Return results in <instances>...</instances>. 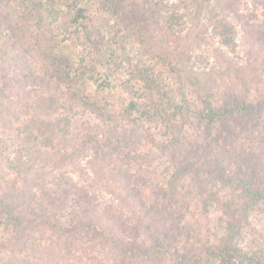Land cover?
<instances>
[{
	"label": "trees",
	"instance_id": "16d2710c",
	"mask_svg": "<svg viewBox=\"0 0 264 264\" xmlns=\"http://www.w3.org/2000/svg\"><path fill=\"white\" fill-rule=\"evenodd\" d=\"M27 1V14L24 19H19L10 2L0 0V79H3L0 82V148L8 153L14 151L11 156L7 154L4 161L5 167L15 173L11 175L1 166L0 223L16 232L18 249L29 252L30 257L18 264L51 262L44 253L32 254L35 237L44 230L64 236L69 242L67 245L95 242L99 249L111 245L110 248L120 254L122 264H166L170 257L184 264H264V249L242 246L239 232L233 236L236 241L224 238L216 243L199 238L198 225L188 226L187 207L181 204L188 195L191 186L187 183L193 176L197 190L215 187L216 190H212L214 197L218 195L217 190L225 187H245L243 193L247 196L241 207L242 217L253 208L264 212V0H254L261 21L248 25L246 22L245 34L242 32L240 36L254 55H246L236 62L218 49L225 66L211 68L196 66L193 46L184 41L180 44L172 19L176 15L166 19L161 12V8L171 3L101 0V4L108 7L107 12L127 20V27L141 43L155 49L167 48L165 57L181 70L179 82L175 83L178 85L172 91L164 89L155 79L145 77V71L140 70V78L124 84L129 95L125 110L109 115L86 108L93 103L88 95L91 83L116 89L109 74L101 72L95 56L88 50L92 45L102 47L106 35L101 26L95 24L91 10L80 5L82 0L72 1L75 12L70 20L72 27L67 28L68 40L75 48H81L82 55L77 64H70L68 54L58 51L57 46L61 44L58 42L54 46L55 52H50L53 63L48 71L50 76L38 77L36 83L40 87L51 86L50 79L54 77L68 81L74 100L85 105L82 114L90 122L89 130L95 134L92 136L96 159H91L90 165L97 179L88 176L87 168L78 166V158H82L81 152L86 149L84 144L70 152L55 147L51 153L24 144L27 142L24 128L30 122L18 126L25 121L24 113L31 111L34 117L48 113L46 110H19L23 98L9 94L14 87L4 70L6 65L17 66L19 59H37L47 54V49L46 52L38 49V34L44 28L47 2ZM196 1L200 4V13L211 3V0ZM150 2H155L152 7L148 5ZM224 29L228 32L229 45L237 41L239 36L234 35L231 24L226 22ZM94 33H98L102 41L94 38ZM171 34L175 35L172 40ZM34 42L38 48L33 47ZM165 43L169 44L165 47ZM24 90H27L25 99L35 97L33 89ZM39 98L36 97V101ZM94 119L103 124L107 122L105 126L124 119L132 128L120 133L112 125L108 133L112 131L116 139L105 140L102 136L100 139L96 133L101 129L96 128V121H91ZM63 121L67 123L65 119ZM42 123L40 126L46 125ZM53 123L50 124L67 131L64 126ZM31 127L35 128L34 125ZM38 131L31 130L28 135L34 139L39 136ZM64 134L68 142L70 138ZM16 136L20 142L13 143L12 147L8 140ZM133 140L137 148L148 144L150 148L159 149V156L151 149V153L142 157L141 154L124 155L123 144L130 146ZM104 162L109 165L116 162L117 166L106 171ZM124 163L127 166L123 167ZM160 165L164 168L162 175L168 174L166 186L159 185L160 180L153 175ZM76 172L80 173L77 178L74 177ZM119 172L125 180V191H114L106 197L102 191H111L108 183L117 180ZM18 181L20 186H17ZM2 183H5L3 188ZM115 198L122 206L132 208L134 214L132 200L137 199L140 205L142 213H138L128 229L132 233L131 242L104 221L116 214ZM122 226L127 231V227ZM39 255L42 257L38 259Z\"/></svg>",
	"mask_w": 264,
	"mask_h": 264
},
{
	"label": "rangeland",
	"instance_id": "374dc122",
	"mask_svg": "<svg viewBox=\"0 0 264 264\" xmlns=\"http://www.w3.org/2000/svg\"><path fill=\"white\" fill-rule=\"evenodd\" d=\"M8 1L15 16L19 19H24L28 10V1ZM72 1L74 0H46L47 11L44 28L38 34L39 48L34 45L35 42L33 47L44 52L47 49V54L44 57L38 56L37 59L25 61L19 59L16 63L17 66L6 65L4 70L9 77L8 82L14 87L9 94H17V96L19 95L23 98V103H21L19 110H46L48 112L40 113L38 117H34L31 111L24 113L23 120L25 121L18 125L22 126L25 122L30 121L28 126L24 128L26 132L24 138L27 141L24 144H28L32 148L38 147L47 153H51L55 147L56 149L63 148L69 152L76 151L77 147L82 148L80 145L84 144L86 149L81 152L82 158H78V166L87 168L86 173H88V176L97 179V174L93 172L94 169L90 165V160L96 159L95 140L92 136L95 134L89 130L88 123L90 122L82 114V110H86L84 108L85 105L79 104L78 101L74 100L73 89L68 84V81L62 82L54 77V79H50L52 82L51 86L49 84L40 87L36 83L38 77L42 76L45 78L50 76L48 71L53 65L50 52H55L54 46L58 42H61L57 46L58 51L68 54L70 64H77L82 55L81 48H75L71 41L68 40L70 33L67 32V28L71 29L70 20L75 12L74 7L71 6ZM160 1L171 3L161 8V12L163 16H166V19L176 15L175 18H172L174 20V30L176 34L178 33L177 37L180 40V44L184 41L185 43L189 42L193 46L196 66L204 68L218 65L225 66L219 57V50L230 55L236 62L246 58V55L248 57L254 55L245 46L244 38L240 40L242 32L245 34L244 29L246 26L244 24L246 22L248 25L261 21L262 17L260 12H256L257 4L254 0H211L209 6L202 13L199 11L200 4L196 0H156V2ZM101 3V0H82L80 5L91 10L92 14L95 15V24H99L106 35V39L102 41L98 33H94V38H99L102 41V47L92 45L88 47V50L90 55L95 56L101 72L104 75L109 74L116 89H107L91 83L88 88V95L93 103L86 107L87 110H98L99 113L102 111L107 115L111 112L115 114V112L118 113L121 110H125L126 105L129 104V95L124 90V84L132 79L140 78L138 75L140 70L145 71V77L155 79L166 90L172 91L177 87L178 84L175 83L179 82L178 75L181 70L165 57L164 53L167 48L155 49L141 43L138 36L133 35L127 27V20L121 15L107 12L106 8L108 7ZM154 3L150 2L148 5L152 7L151 5ZM250 10L251 12L249 13ZM226 22L232 25L233 32H235L234 35L239 36L237 41L230 45L228 44V32L224 29ZM215 31H217V34H214ZM174 36V34H171L170 40ZM166 44L169 43H165V47ZM180 44L176 45L175 43L176 46H180ZM2 81L3 79H0V82ZM24 89H33L34 94L37 96L25 99L24 95L27 90ZM38 96L40 98L36 101ZM64 119L67 123L63 121ZM91 121L97 122L96 128L101 129V131L96 134L100 136V139L102 136L105 140L109 139V137L113 140L116 139V136L111 134L112 131L108 133L112 125H115L116 131H120V133L129 131L132 128L131 123L124 119L118 120L117 124L115 122L111 123L109 126H105L104 124H107V122L103 124V121L99 119ZM42 122L46 125L40 126V124H43ZM53 122L58 126H64L67 131H62L63 129L61 130L60 127L57 128L51 125L50 123L54 124ZM36 124H39V126L35 127ZM31 125H34L35 128L31 127ZM38 128H40V131H38ZM34 129L35 132L38 131L39 136L31 139L28 132ZM64 132L70 138L68 142H66ZM114 134L116 135V133ZM8 141L12 143V147L14 146L13 143L17 144L20 142L17 136ZM1 144L0 140V146ZM134 145L135 140L131 141L130 146L123 144L124 155L136 156L141 154L142 157L151 153V149L154 155L157 154L159 156V149L155 147L150 148L148 144H144L137 148ZM13 152L10 150V156L13 155ZM9 153L2 151L0 148V169L1 166H4V170L6 168L8 172H11H9L11 175H14L15 173L12 169L5 167L6 161L4 159ZM99 164L102 165L101 162ZM114 164L117 166L116 162ZM115 165H109L105 162L103 164L106 171H111L115 168ZM125 166L127 165L124 163L123 167ZM163 169V165H160L158 172L155 174L149 172V174L156 175L160 180L159 185L166 186L168 174L164 177L162 175ZM67 171L69 172V169ZM79 174V172H76L73 175L77 178ZM117 175V180H110L108 183V188L111 191H102L103 194L106 193V197L111 196L114 191L121 193L125 191L124 177L120 172ZM1 182L3 181L0 178ZM19 182L17 186H20L21 183ZM187 184L191 187L188 189V195L181 200V204L184 203V206L187 207L185 214L188 219V226L194 228L192 224L198 225L199 233L197 236L199 238L216 243L224 238H231L236 241L233 236L236 232H239L242 246L247 249L250 246L264 249V212L253 208L248 214H242L247 216H241V207L244 205L243 202L247 196L243 193L245 187L242 185L225 187L223 190H217L218 195L214 197L212 190L215 187L199 189V191L195 188L197 181L193 179V176ZM4 185L5 183H2L1 187L3 188ZM115 201L116 214L114 213L111 218L104 221L110 226H114V232L116 231L126 241L131 242L132 233L128 229L131 228L132 222L136 221L138 213H142L140 205L137 203V199L132 200L133 207H135L134 214L131 210L132 208L129 209L127 206H122L118 198H115ZM100 211L103 212L104 210L100 207ZM122 225L127 227V231H124ZM15 233L11 227L0 223V264H18L26 257H30L28 255L29 252L20 250L16 246L17 236ZM208 238H211V240ZM65 240L67 239L64 236L53 231H41L35 237L36 245L32 250V254L35 253L38 256L37 254L44 253L51 260L49 264H122L120 254L116 249H111V245L99 249L95 242L75 246L74 244L67 245L69 242ZM29 249L31 248L29 247ZM41 257L39 255L38 259ZM166 264L184 263L175 257H170Z\"/></svg>",
	"mask_w": 264,
	"mask_h": 264
}]
</instances>
